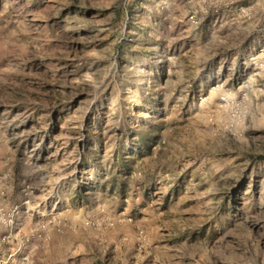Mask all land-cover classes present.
Instances as JSON below:
<instances>
[{
  "label": "rangeland",
  "instance_id": "obj_1",
  "mask_svg": "<svg viewBox=\"0 0 264 264\" xmlns=\"http://www.w3.org/2000/svg\"><path fill=\"white\" fill-rule=\"evenodd\" d=\"M0 260L264 264V0H0Z\"/></svg>",
  "mask_w": 264,
  "mask_h": 264
},
{
  "label": "built area",
  "instance_id": "obj_2",
  "mask_svg": "<svg viewBox=\"0 0 264 264\" xmlns=\"http://www.w3.org/2000/svg\"><path fill=\"white\" fill-rule=\"evenodd\" d=\"M0 264H5V261H3V260H0Z\"/></svg>",
  "mask_w": 264,
  "mask_h": 264
},
{
  "label": "crops",
  "instance_id": "obj_3",
  "mask_svg": "<svg viewBox=\"0 0 264 264\" xmlns=\"http://www.w3.org/2000/svg\"><path fill=\"white\" fill-rule=\"evenodd\" d=\"M12 261H13V263L15 262V260H14V259H12Z\"/></svg>",
  "mask_w": 264,
  "mask_h": 264
}]
</instances>
